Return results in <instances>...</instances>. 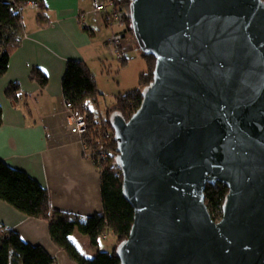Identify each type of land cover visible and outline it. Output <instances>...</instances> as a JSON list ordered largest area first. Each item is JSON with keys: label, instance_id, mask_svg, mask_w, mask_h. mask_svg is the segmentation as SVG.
Here are the masks:
<instances>
[{"label": "water", "instance_id": "1", "mask_svg": "<svg viewBox=\"0 0 264 264\" xmlns=\"http://www.w3.org/2000/svg\"><path fill=\"white\" fill-rule=\"evenodd\" d=\"M152 83L111 116L133 210L120 264H264V0H130ZM228 188L221 217L207 185Z\"/></svg>", "mask_w": 264, "mask_h": 264}, {"label": "crops", "instance_id": "2", "mask_svg": "<svg viewBox=\"0 0 264 264\" xmlns=\"http://www.w3.org/2000/svg\"><path fill=\"white\" fill-rule=\"evenodd\" d=\"M42 2L48 24L39 27L38 11L24 9L22 44L10 56L8 70L0 79V162L37 181L48 192L53 210L82 220L102 213L103 204L99 171L86 157L82 140L66 129L61 80L67 61H83L92 73L103 98L99 115L107 100L111 98L113 105L117 97L138 87L140 76L147 71L146 63L128 34L120 48L123 58L116 59L109 39L124 32V26L93 14L89 0ZM33 69L46 75L43 89L30 80ZM10 83L19 86L17 102L4 96ZM0 223L18 232L26 243L42 246L56 264H75L50 240L47 222L25 217L0 201ZM70 239L83 257L95 256L97 250L90 247L88 237L75 230ZM115 246L116 238L109 244L112 249Z\"/></svg>", "mask_w": 264, "mask_h": 264}, {"label": "trees", "instance_id": "3", "mask_svg": "<svg viewBox=\"0 0 264 264\" xmlns=\"http://www.w3.org/2000/svg\"><path fill=\"white\" fill-rule=\"evenodd\" d=\"M36 3L37 23L46 26V8L42 0H11L0 1V79L8 70L10 56L22 44L23 31L22 12L28 2ZM122 11L124 33L136 40L129 15L130 0H119ZM127 11L124 12L123 9ZM137 46V45H136ZM138 48V47H137ZM139 50L141 59L146 63V72L139 78L136 89L117 97L112 107H107L104 117L99 115V102L103 99L98 93L97 83L87 65L80 60L67 61L64 76L61 80L62 96L68 101L72 110L87 117L86 132L82 137L86 154H93L94 164L99 171L102 213L80 220L73 215L58 212L50 206L48 192L28 174L11 168L0 162V201L18 210L25 217L43 220L48 223L49 237L54 245L66 253L75 264H120L116 257L117 245L127 240L133 223V210L122 192L121 171L116 164L117 142L111 127L112 114L117 113L128 120L140 107L142 91L152 83L155 58ZM30 80L35 81L43 89L47 77L38 69L31 71ZM19 86L10 83L4 96L10 102H17ZM0 109V125L2 124ZM106 133V135H105ZM106 152L101 159L100 152ZM228 192L226 186L216 183L207 185L204 200L213 221L222 215V206ZM77 230L83 237L90 240V247L96 249L92 258L83 257L70 237ZM110 231L116 237L113 251L101 252L97 249L101 237ZM0 264H56L54 258L42 246L23 241L18 232L11 231L0 223Z\"/></svg>", "mask_w": 264, "mask_h": 264}, {"label": "built area", "instance_id": "4", "mask_svg": "<svg viewBox=\"0 0 264 264\" xmlns=\"http://www.w3.org/2000/svg\"><path fill=\"white\" fill-rule=\"evenodd\" d=\"M92 6L93 14H102L106 20V22L115 23L123 26V19H122V11L120 9V4L118 0H89ZM28 7L37 10L36 3L34 1L28 2ZM126 33L121 32L119 34H115L109 39V44L113 49V54L115 55L117 60L122 59L121 54V46L125 40ZM64 107L67 111V120H66V129L69 134L77 137L78 139L82 140L83 135L86 132V125H87V117L85 115L80 114L79 112H75L72 110V106H70L69 102L64 100ZM106 135V133H105ZM84 145V144H83ZM85 150V145H84ZM86 151V150H85ZM86 157L90 161H95V156L91 154H86ZM101 159L106 157V152H100ZM101 238L105 239V235Z\"/></svg>", "mask_w": 264, "mask_h": 264}, {"label": "rangeland", "instance_id": "5", "mask_svg": "<svg viewBox=\"0 0 264 264\" xmlns=\"http://www.w3.org/2000/svg\"><path fill=\"white\" fill-rule=\"evenodd\" d=\"M119 1V0H118ZM123 11L124 12H126L127 11V9L126 8H124L123 9ZM125 94V93H124ZM110 101H111V98H110V100H107V103H106V105H107V107H112L113 105H111V103H110ZM107 107H105V108H102V112H101V115L104 117V115H105V110H106V108ZM114 113V112H113ZM105 237L107 238V239H105V240H103V238L99 241V245H100V247H99V249H100V251L101 252H112L113 251V249L112 248H110L109 247V244H110V242H111V240H113L114 238H116V237H114V235L112 234V233H110V231H106L105 232ZM87 255H91L90 253L89 254H87Z\"/></svg>", "mask_w": 264, "mask_h": 264}]
</instances>
